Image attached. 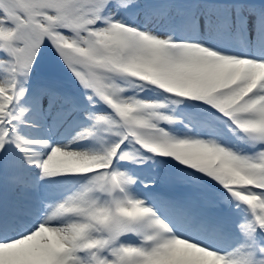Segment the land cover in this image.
<instances>
[{"label":"snow or ice","instance_id":"1","mask_svg":"<svg viewBox=\"0 0 264 264\" xmlns=\"http://www.w3.org/2000/svg\"><path fill=\"white\" fill-rule=\"evenodd\" d=\"M0 264H264V0H0Z\"/></svg>","mask_w":264,"mask_h":264}]
</instances>
